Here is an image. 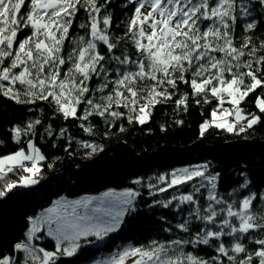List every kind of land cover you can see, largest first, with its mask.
Returning a JSON list of instances; mask_svg holds the SVG:
<instances>
[{
    "label": "snow or ice",
    "instance_id": "6c2138e0",
    "mask_svg": "<svg viewBox=\"0 0 264 264\" xmlns=\"http://www.w3.org/2000/svg\"><path fill=\"white\" fill-rule=\"evenodd\" d=\"M129 3L134 8L128 31L114 40L108 32L112 17L102 14L106 4L98 0H0V94L21 104L47 102L65 120L127 115L129 123L143 125L157 104L171 99L174 92L169 89L175 90L182 82L204 103L210 102L209 93L219 100L211 121L200 125L201 136L213 126L243 133L260 122L255 113L245 115L240 104L264 88V41L256 47L250 35H244L239 46L236 40L264 22L254 15L257 7L264 9V0ZM81 9L88 21L78 28L86 30V35L73 38L70 29ZM25 30L28 33L21 39L19 34ZM125 38L133 44L135 57L124 50L117 54L118 41ZM65 41H69L68 48ZM101 46H106L103 54ZM94 79L96 84L90 86ZM187 100L185 95L176 103L186 109ZM225 103L232 107L224 108ZM81 106L82 115L78 114ZM256 106L264 113V98L257 97ZM120 107L127 114L115 110ZM41 123L36 119L24 129L13 128V139L21 143L22 134L34 136ZM81 127L92 132L91 125ZM65 131L61 129L60 135ZM45 132L53 135L50 125ZM26 144L27 151L22 146L0 156V179L8 173H24L0 188V198L18 186L39 182L36 177L46 157L32 139ZM83 147L93 153L103 150L88 143ZM240 175L242 181L227 194L218 191L220 173L211 172L208 163L171 171L166 187L149 184L153 196L176 189L169 199L154 204L176 210L181 217L174 225L178 231L167 227V239L118 242L94 264H225L222 257L228 264H264V238L254 235L264 234V195L252 192L246 174ZM157 179L164 182L166 177ZM185 187L190 189L186 193L182 191ZM139 196L138 191L128 189L77 199L60 197L39 215L27 218L25 239L14 244L12 255L0 256V264H57L61 257H73L86 245L106 246L113 234L130 227L126 218L136 211L134 201ZM45 237L54 241L53 250L34 243ZM225 238H231V247ZM245 240L259 247L250 251ZM199 245H215L217 255L206 259L188 250Z\"/></svg>",
    "mask_w": 264,
    "mask_h": 264
},
{
    "label": "trees",
    "instance_id": "16d2710c",
    "mask_svg": "<svg viewBox=\"0 0 264 264\" xmlns=\"http://www.w3.org/2000/svg\"><path fill=\"white\" fill-rule=\"evenodd\" d=\"M98 3H105V8L101 9L102 14L108 13L112 17L108 29L111 37L114 40L123 37L128 31L127 22L134 5L126 0H98ZM254 15L258 21H264V9L257 7ZM87 21V13L81 9L70 29V36L75 38L77 35H86V30L79 29L78 25ZM27 33L28 30L21 32L20 38ZM244 35L252 36L253 45L259 47L264 41V22H258L253 32L241 33L236 40L237 46ZM65 47H69V41H65ZM119 50L136 56L133 44L126 38L118 41L117 54ZM101 51L102 54L106 52V46H101ZM95 84L94 79L90 86ZM169 91L174 92L171 99L157 104L152 109L150 119L143 125L135 121L129 123L127 115L119 119L93 115L87 121L73 118L65 120L47 102L21 104L0 94V156L12 154L22 146L27 149L26 142L32 139L46 157L41 162L37 184L16 187L6 197L0 198V256L13 254L14 244L25 239L23 234L28 227L27 218L39 215L53 201L60 197L77 199L98 195L110 190L132 189L140 193L134 201L136 211L126 218V224L130 227L113 234L106 246L86 245L73 257H61L57 264H94L96 259L107 255L118 242L167 239L169 234L164 229L173 227V231L177 232L174 225L181 217L174 208L165 209L154 204V201L169 199L176 189L157 192L153 196L149 193L154 190L149 189L148 185L166 187L157 178L166 175L169 179V173L177 168L208 163L211 172L220 173L218 191L224 194L242 181L243 176L240 174L243 172L251 182V191L264 195V113H260L256 106L257 97L264 98V88L250 93L240 104L245 115L255 113L261 117L260 122L243 133H229L213 126L203 136L200 135V125L211 117L214 109H218L219 100L209 93L210 102L204 103L202 97L193 96L191 87L182 82L178 83L175 90ZM99 95L96 94L97 97ZM185 95L188 97L186 109L184 105L178 106L176 103ZM196 100L201 102L197 104ZM115 110L125 114L128 112L123 107ZM82 111L83 106L78 114L82 115ZM36 119L42 123L36 126L35 135L22 134L21 143H17L13 139L12 129H24L28 122ZM81 124L84 127L91 125L92 132H85ZM49 125L52 136L45 132ZM121 128L124 130L121 131ZM61 129L66 130L63 136L60 135ZM84 143L97 145L103 150L93 153L91 148L83 147ZM11 177L12 173H8L5 179H0V188ZM137 179L141 181L140 184L133 183ZM189 190L182 188L185 193ZM260 207L258 204L257 209ZM254 235L256 238H264L261 233ZM225 239L226 246L231 247V238ZM242 242L250 251L259 247L247 240ZM34 243L46 250L54 248V241L50 237ZM188 250L206 259L217 255L215 245H199ZM221 259L228 264L226 258Z\"/></svg>",
    "mask_w": 264,
    "mask_h": 264
},
{
    "label": "rangeland",
    "instance_id": "374dc122",
    "mask_svg": "<svg viewBox=\"0 0 264 264\" xmlns=\"http://www.w3.org/2000/svg\"><path fill=\"white\" fill-rule=\"evenodd\" d=\"M126 2L129 3V0H126ZM142 11H144V10H142ZM132 15H133V13L130 14L128 21L131 19ZM223 107L224 108H231L232 106L227 103V105H224ZM217 115L218 116L220 115V111L217 112ZM228 119H229V121H231V120H233V117H228ZM207 121H211V117ZM25 151H27V149H25ZM26 163H29V162H26ZM20 175H24V173H22V172L21 173H18L17 171L16 172H13L12 173V176L13 177H11V179H8V182L15 181V180H19ZM165 177H166V180L164 182H160L159 181V183H163L164 185H167L168 176L165 175ZM169 179H170V176H169ZM18 187H23V186H18ZM123 191H125V190L115 191V192H123ZM105 192H107V191H105ZM105 192H103V193H105ZM103 193L98 194V195H86V196H101ZM51 206H52V204H51ZM45 231H46V229H45Z\"/></svg>",
    "mask_w": 264,
    "mask_h": 264
}]
</instances>
